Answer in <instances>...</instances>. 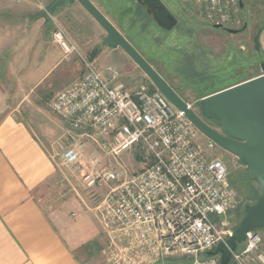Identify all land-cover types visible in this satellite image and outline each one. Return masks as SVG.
I'll return each mask as SVG.
<instances>
[{
  "label": "built area",
  "instance_id": "1",
  "mask_svg": "<svg viewBox=\"0 0 264 264\" xmlns=\"http://www.w3.org/2000/svg\"><path fill=\"white\" fill-rule=\"evenodd\" d=\"M180 1L210 25L233 28L243 21L239 0ZM52 38L65 55H80L61 27H55ZM80 59L83 73L56 93L51 108L74 141L62 151V164L76 167L87 187L115 181L97 205L106 261L160 264L172 256H191L192 264H218V254L205 253L225 243L232 230L226 219L215 222L209 214L234 210L240 199L226 164L213 153L216 142L157 88L130 85L116 69L108 66L103 74L91 59ZM186 105L198 113V106ZM84 141L114 158L136 147L149 163L129 174L100 166L94 153L82 163ZM261 242L258 230L248 231L228 264H264Z\"/></svg>",
  "mask_w": 264,
  "mask_h": 264
},
{
  "label": "rangeland",
  "instance_id": "2",
  "mask_svg": "<svg viewBox=\"0 0 264 264\" xmlns=\"http://www.w3.org/2000/svg\"><path fill=\"white\" fill-rule=\"evenodd\" d=\"M163 2L177 18L176 25L169 30L158 26L143 7L133 0L117 2L115 15L108 14V18L182 99L197 107L198 100L203 95L261 73V65L264 64V0H244L239 17L245 21V27L241 26V22L233 26L239 31L231 34L205 23L196 11L186 7L180 0ZM10 3L14 12L8 14L0 0V92L3 95L4 109L13 110L16 116L28 123L52 156L59 175L56 190L58 200L59 203L68 204L65 208L69 210V218L74 219L77 209L84 206L89 218L99 221L101 225L97 205L102 194L115 181L87 187L82 173L76 167L62 164V151L74 141L68 135L67 124L51 108L56 93L67 86H60L61 81L74 74L81 76L83 73L84 66L80 55L86 59H90V56L83 50H79L80 55H65L51 38L66 57L65 62L40 83L33 85L44 66H29L30 63L37 62L40 52L21 42L22 26L18 23V0H11ZM27 25L29 28L32 22L28 21ZM49 25L53 30L56 27L54 23ZM258 28H262L259 35L260 48L255 50L253 36ZM105 35L106 32L99 28L100 42ZM109 49L106 46L97 60L104 71L108 66L116 69L121 79L129 80L133 86L150 88L153 85L122 48L115 51ZM80 151L82 163H86L94 153L101 159L100 166L114 167L126 174L136 172L149 163L148 155L144 156L145 152L136 147L114 158L104 154L98 145L84 141ZM213 153L226 164L229 182L236 190L240 204L225 214L211 213L209 218L215 222L226 219L227 226L233 231L244 214V204L253 202L259 190L251 180L250 168L242 164L236 156L220 146H216ZM256 230L261 233V249L264 252V225ZM102 233L104 234L103 230ZM103 245L104 241L100 249L102 257L99 264H109L102 253ZM193 260L191 256H172L164 264H192ZM99 261L96 258V262Z\"/></svg>",
  "mask_w": 264,
  "mask_h": 264
},
{
  "label": "crops",
  "instance_id": "3",
  "mask_svg": "<svg viewBox=\"0 0 264 264\" xmlns=\"http://www.w3.org/2000/svg\"><path fill=\"white\" fill-rule=\"evenodd\" d=\"M2 1L5 12H14L11 0ZM54 1L18 0V23L22 26L20 40L40 52L37 62L29 66H44L32 84L40 83L65 62L66 57L51 41L53 29L50 23L61 27L68 40L86 55L98 47L99 52L91 60L106 74L97 61L107 46L103 42L106 35L100 42L98 31L105 29L77 0L64 1L51 13H46ZM91 1L108 18V14L115 15L116 4L121 0ZM28 21L32 22L29 28ZM109 48L115 51L121 47ZM78 77L74 74L63 79L60 86H66ZM126 82L130 83L129 80ZM2 98L0 92V264L101 263L100 249L105 235L100 222L91 220L84 206L77 209L74 219L69 218V210L65 208L68 204L58 200L59 175L52 156L28 123L13 110L4 109Z\"/></svg>",
  "mask_w": 264,
  "mask_h": 264
},
{
  "label": "water",
  "instance_id": "4",
  "mask_svg": "<svg viewBox=\"0 0 264 264\" xmlns=\"http://www.w3.org/2000/svg\"><path fill=\"white\" fill-rule=\"evenodd\" d=\"M64 1L74 0H55L50 5V10ZM77 1L105 29L104 44L110 47H121L146 74L155 88L172 104L182 109L201 132L250 168L251 180L255 182L259 194L253 202L244 204V214L226 242H220L213 250L205 253L207 255L218 254V264H228L231 251L235 250L238 244L245 239L246 233L264 225V64L261 65V73L200 97L198 113H196L187 107L180 95L91 0ZM136 1L161 28L169 30L176 25L177 18L162 0ZM239 5L241 8L244 7V0H239ZM212 26L223 28L230 33L239 31V29L226 27L219 23ZM261 29L259 28L253 36L255 50L260 48ZM203 118L214 119L220 130L217 131L211 127Z\"/></svg>",
  "mask_w": 264,
  "mask_h": 264
},
{
  "label": "trees",
  "instance_id": "5",
  "mask_svg": "<svg viewBox=\"0 0 264 264\" xmlns=\"http://www.w3.org/2000/svg\"><path fill=\"white\" fill-rule=\"evenodd\" d=\"M63 3V2H62ZM61 3V4H62ZM52 4V3H51ZM50 4V5H51ZM50 5H49V8L47 9V11H46V13H51L52 12V10H50ZM55 9V8H54ZM39 16V15H38ZM134 46V45H133ZM99 52V48L98 47H95L91 52H90V59H92L97 53ZM155 88V86H153V85H151V87L149 88L150 90L151 89H154ZM256 186V185H255ZM258 194H259V191H258ZM257 197V196H256ZM255 200V199H254ZM253 200V201H254Z\"/></svg>",
  "mask_w": 264,
  "mask_h": 264
},
{
  "label": "flooded vegetation",
  "instance_id": "6",
  "mask_svg": "<svg viewBox=\"0 0 264 264\" xmlns=\"http://www.w3.org/2000/svg\"><path fill=\"white\" fill-rule=\"evenodd\" d=\"M136 1V0H135ZM163 1V0H162ZM164 3V2H163ZM244 24H246L245 23V21L243 20L242 21V27H243V25ZM224 26V25H223ZM227 27V26H226ZM220 29H222L223 31H225L223 28H220ZM241 29V28H240ZM259 29V28H258ZM257 29V30H258ZM225 32H227V31H225ZM228 33H230V32H228ZM231 34V33H230ZM208 124H210V125H213V126H216V121L214 120V119H211V118H203ZM224 150V149H223ZM227 152V151H226ZM229 153V152H228Z\"/></svg>",
  "mask_w": 264,
  "mask_h": 264
}]
</instances>
